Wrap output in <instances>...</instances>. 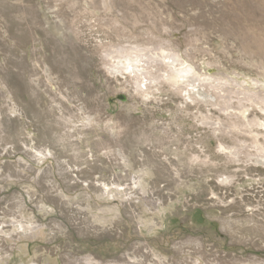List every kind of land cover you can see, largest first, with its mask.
I'll list each match as a JSON object with an SVG mask.
<instances>
[{
  "label": "rangeland",
  "instance_id": "374dc122",
  "mask_svg": "<svg viewBox=\"0 0 264 264\" xmlns=\"http://www.w3.org/2000/svg\"><path fill=\"white\" fill-rule=\"evenodd\" d=\"M159 44L200 81L108 72ZM236 90L264 94V0H0V264H264V105Z\"/></svg>",
  "mask_w": 264,
  "mask_h": 264
},
{
  "label": "bare ground",
  "instance_id": "6f19581e",
  "mask_svg": "<svg viewBox=\"0 0 264 264\" xmlns=\"http://www.w3.org/2000/svg\"><path fill=\"white\" fill-rule=\"evenodd\" d=\"M158 46L159 47H156L154 50H152V51L150 50L148 52H145L143 50H133V49L130 50V49H122V48L108 49L104 54L105 60L109 62V66H108L107 70H108V72L117 73V74H122V72L123 73L128 72V74L129 73L132 74L131 76H134V79H136L135 71L137 73L139 72L137 70H139L138 65L141 62V60H143V61L147 60V61H152V62L158 61V62H160V66H162V68H166L165 72H164V78L167 81V83L170 85V87H172V86L175 87L178 84H181L182 82H183L182 83L183 85L188 86V84H190L191 82L197 83L198 81H200L199 77L194 72V70H192V68L190 66L184 64L180 60V58L177 54H174L171 52L165 53L162 45L159 44ZM167 46H168V44H167ZM106 64H107V62H106ZM137 75H139V74H137ZM141 76H142V74H141ZM154 80H155V78L152 77L151 81L155 82ZM224 83L227 84V81H224ZM235 92H236V94L238 93L242 96V98H243L242 101L244 99H248L249 101L252 99H255L256 101H259L262 105H264V94L254 93V92H250V91L246 93L243 90L242 91L236 90ZM196 96L200 100L206 101V99H204L203 96H199L198 94ZM245 96H246V98H245ZM240 104H242L241 101H240ZM261 111L264 113V106H263ZM255 125H256V127H258L256 123L254 124L252 122L250 125L248 124L246 126V128L247 127L248 128L255 127ZM241 126H242V124L239 125V124L233 123V127H235V128H237V127L239 128ZM234 155L235 154L233 153L231 156L233 157ZM258 156L259 157L261 156L262 158H255L254 160H256V163L264 165V156H262V155H258ZM227 159L230 162L234 161V159H231V158H227Z\"/></svg>",
  "mask_w": 264,
  "mask_h": 264
}]
</instances>
